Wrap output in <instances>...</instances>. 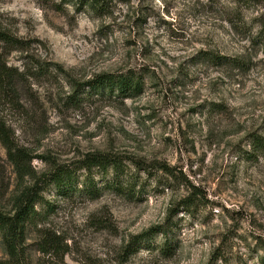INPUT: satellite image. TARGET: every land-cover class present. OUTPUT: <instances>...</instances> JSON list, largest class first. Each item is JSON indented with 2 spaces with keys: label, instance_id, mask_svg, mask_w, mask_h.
<instances>
[{
  "label": "rangeland",
  "instance_id": "obj_1",
  "mask_svg": "<svg viewBox=\"0 0 264 264\" xmlns=\"http://www.w3.org/2000/svg\"><path fill=\"white\" fill-rule=\"evenodd\" d=\"M100 1L96 12L68 0H0V28L26 46L4 57L0 48L21 74L15 96L0 102L11 133L0 134V210L14 213L16 198L57 166L83 180L90 152L148 169L124 161L119 187L112 170L97 173L94 195L81 183L42 184L23 264H208L213 254L212 264H264V155H243L249 133L264 135V0ZM201 50L249 63H197ZM128 71L143 77L138 92L83 86ZM157 225L168 229L170 254L162 233L127 252ZM46 237L59 247L41 251Z\"/></svg>",
  "mask_w": 264,
  "mask_h": 264
},
{
  "label": "trees",
  "instance_id": "obj_2",
  "mask_svg": "<svg viewBox=\"0 0 264 264\" xmlns=\"http://www.w3.org/2000/svg\"><path fill=\"white\" fill-rule=\"evenodd\" d=\"M73 1L75 5L81 8H91L100 12L103 8V4L100 0H68ZM245 3H251L250 0H243ZM264 7V6H263ZM239 25L240 30H245L246 26ZM253 39L259 37V33L255 36H251ZM0 48L3 50L2 57L5 53H9L15 50L25 49V41L6 28H0ZM197 63H208L215 66H226L236 69H245L248 63L244 59L238 57H231L227 55L220 54L214 50H201L195 54L194 58ZM20 72L17 68L9 66L6 61L0 60V102L5 99L14 97L16 92V82L20 79ZM143 77L133 71H128L127 73L116 74V73H100L95 75L93 78L87 80L83 86L90 90H95L100 93L113 92L118 95H126L131 92H138L143 88ZM12 91V94H11ZM0 134H11L6 126L5 121H3L0 115ZM249 149L243 150V155L245 159L250 161H257L258 158L264 155V135L256 132L249 133ZM2 138V136H0ZM5 145L9 148L10 152L12 147L8 139L3 137ZM124 161L134 165L138 170H148L143 160H139L133 157H122L112 155L109 152H90L85 155L81 160L80 168L86 172L83 180H79V177L73 170L68 168H62L57 166L49 173H44L38 179L35 180L34 184L26 188L17 198L16 207L14 213H5L0 210V235L3 240L8 258L0 260V264H23L25 261V232L28 223L34 221L38 217V211L36 210V205L40 202V191L42 184H53L58 189H75L77 183H81L85 189L93 192V195L98 193L100 189L97 187L95 181L96 174L102 173L106 175L111 170L115 172V178L112 183L116 187H119L122 183L120 182V177L123 171H125ZM155 165V164H154ZM156 166L173 175L171 168L167 164L160 162L156 163ZM105 184V183H104ZM99 189V191H98ZM197 195V193H195ZM155 233H162L165 237V241L160 247L161 252L164 255L170 254L173 251L171 246L172 241L168 235V229L164 225L153 226L146 232L136 235L131 240L129 246L127 247V252L129 254L133 252L141 241L149 239V236ZM148 241V240H147ZM60 241L52 238L46 237L41 242V251L47 252L50 249L56 250L59 247ZM220 259L213 254L210 262L208 264L214 263V260Z\"/></svg>",
  "mask_w": 264,
  "mask_h": 264
}]
</instances>
